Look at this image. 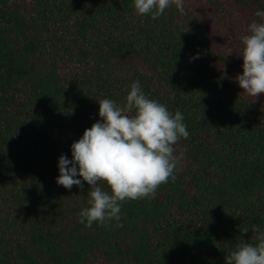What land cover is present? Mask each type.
I'll use <instances>...</instances> for the list:
<instances>
[{
  "label": "trees",
  "instance_id": "obj_1",
  "mask_svg": "<svg viewBox=\"0 0 264 264\" xmlns=\"http://www.w3.org/2000/svg\"><path fill=\"white\" fill-rule=\"evenodd\" d=\"M183 6L153 19L133 0H0V264H226L241 237L257 242L264 93L235 77L264 0ZM137 80L184 114L175 179L88 227L89 185H59L57 160L101 119L97 100L123 103Z\"/></svg>",
  "mask_w": 264,
  "mask_h": 264
},
{
  "label": "clouds",
  "instance_id": "obj_2",
  "mask_svg": "<svg viewBox=\"0 0 264 264\" xmlns=\"http://www.w3.org/2000/svg\"><path fill=\"white\" fill-rule=\"evenodd\" d=\"M183 13L184 0H133L137 15L156 19L172 6ZM264 17V10H257ZM241 37L242 72L235 79L243 92L257 97L264 93V22L251 21ZM194 54L193 58H197ZM97 119L70 145L71 158L61 153L57 160L59 185L71 189L89 185L86 207L78 213L81 223L119 220L126 200L152 198L156 189L169 178L175 179L179 158L175 145L187 138L184 114L150 98L140 82L133 81L123 103L112 98L97 100ZM103 182V183H101ZM110 189L105 190L104 185ZM241 233L249 227L240 228ZM256 243L241 237L225 256L226 264H264V230L253 225Z\"/></svg>",
  "mask_w": 264,
  "mask_h": 264
}]
</instances>
